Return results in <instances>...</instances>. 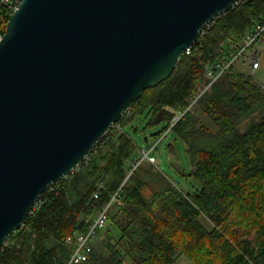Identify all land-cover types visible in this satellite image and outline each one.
Here are the masks:
<instances>
[{
    "label": "trees",
    "instance_id": "trees-1",
    "mask_svg": "<svg viewBox=\"0 0 264 264\" xmlns=\"http://www.w3.org/2000/svg\"><path fill=\"white\" fill-rule=\"evenodd\" d=\"M264 18V0H239L217 16L172 74L147 88L131 116L110 130L81 165L52 184L38 210L0 248V264H68L75 244L127 177L137 143L130 125L149 114L161 126L192 107L171 132L181 137L199 188L186 192L151 162H142L112 202L103 235L79 264H264V87L234 69L209 85L207 67ZM6 17L0 13V24ZM209 120V122H208ZM148 138V137H147ZM103 182L99 198L94 192Z\"/></svg>",
    "mask_w": 264,
    "mask_h": 264
},
{
    "label": "water",
    "instance_id": "water-1",
    "mask_svg": "<svg viewBox=\"0 0 264 264\" xmlns=\"http://www.w3.org/2000/svg\"><path fill=\"white\" fill-rule=\"evenodd\" d=\"M237 1L22 0L0 43V248Z\"/></svg>",
    "mask_w": 264,
    "mask_h": 264
},
{
    "label": "built area",
    "instance_id": "built-area-1",
    "mask_svg": "<svg viewBox=\"0 0 264 264\" xmlns=\"http://www.w3.org/2000/svg\"><path fill=\"white\" fill-rule=\"evenodd\" d=\"M22 0H0V13H4L5 27L3 24H0V43L2 42L5 33L6 26L8 21L14 15L15 11L20 8ZM212 22V21H211ZM211 22L206 25V27L201 31V36L204 34L205 30L210 27ZM200 36V37H201ZM196 43V42H195ZM264 45V18L255 23L244 35L243 39L234 43L230 49L225 53L222 58L217 59L214 63L210 64L207 67V76L210 78V84L215 82L222 74L226 72H231L234 69V66L241 60L242 62L248 65L250 75L253 76V73L257 71L261 66V57L262 50L261 47ZM193 46V45H192ZM192 46H190L185 54H191ZM263 87L264 85L261 84ZM192 104L177 113L172 120L170 121L168 128L164 131L156 140L152 143H149L146 147H140L138 154H136L135 158L131 162L128 169V177L134 172V170L142 163V162H151L156 164L157 157L154 155L155 149L158 148L159 144L163 141L165 137L172 131L174 126L178 123V121L183 117V115L190 110ZM130 109L127 111L125 115L131 116ZM122 130V126L120 123H116L112 129L110 130ZM109 130V131H110ZM108 133V132H107ZM102 139V138H101ZM101 139L94 145L93 148H98V143ZM128 179V178H127ZM126 179V180H127ZM124 182L121 184L119 189L111 198L110 202L103 207V209L99 212L96 218L90 223L89 227L85 232L76 233L73 236L67 237V243L75 244V248L73 250L72 256L68 262V264H79L85 262L89 259L90 254L93 249L94 241L98 238L100 232L106 227L109 219V209L112 202L116 200H120L122 197V188ZM103 187V182H99L97 188L94 192V197L99 198L101 193V188ZM40 206L39 200L30 210L29 215L34 214ZM8 243V239L5 244ZM257 264V263H251Z\"/></svg>",
    "mask_w": 264,
    "mask_h": 264
},
{
    "label": "rangeland",
    "instance_id": "rangeland-1",
    "mask_svg": "<svg viewBox=\"0 0 264 264\" xmlns=\"http://www.w3.org/2000/svg\"><path fill=\"white\" fill-rule=\"evenodd\" d=\"M261 50L263 52L261 57V66L253 73L252 77L256 82L264 85V45L261 47ZM235 67L237 70L250 74L248 65L241 60ZM149 117V114L145 113L133 121L132 124L137 127V130L132 129L130 125L125 127L127 131H130L132 137L138 145L136 154H138L140 147L148 146L149 143L154 142L156 138L159 137V135H155L154 133H156L161 126L145 128ZM146 137H148V140ZM154 152V155L157 157L155 165L168 178L175 182L179 188L186 192H194L197 188H199L197 179L194 176L187 174L191 172L192 166L186 150V144L181 137L175 136L173 132H170ZM102 239L103 235L100 233L98 238L94 241V245L95 247L104 250ZM179 263L191 264L185 256H181L179 258Z\"/></svg>",
    "mask_w": 264,
    "mask_h": 264
},
{
    "label": "bare ground",
    "instance_id": "bare-ground-1",
    "mask_svg": "<svg viewBox=\"0 0 264 264\" xmlns=\"http://www.w3.org/2000/svg\"><path fill=\"white\" fill-rule=\"evenodd\" d=\"M87 156H88V155H87ZM127 175H128V174H127ZM127 178H129V177L127 176L124 180H126ZM123 182H124V181H123ZM124 184H125V183H124ZM123 186H124V185H123ZM115 193H116V192H115ZM115 193H114V194H115ZM112 197H113V196H112ZM112 197H111V198H112Z\"/></svg>",
    "mask_w": 264,
    "mask_h": 264
}]
</instances>
